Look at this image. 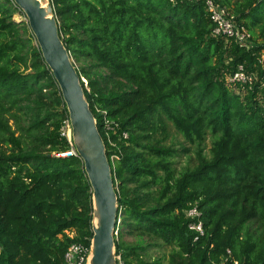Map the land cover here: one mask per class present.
Listing matches in <instances>:
<instances>
[{"label": "trees", "instance_id": "1", "mask_svg": "<svg viewBox=\"0 0 264 264\" xmlns=\"http://www.w3.org/2000/svg\"><path fill=\"white\" fill-rule=\"evenodd\" d=\"M49 2L88 81L111 163L116 257L264 264V0H216L250 31V50L214 35L204 1ZM16 12L13 0H0V264H65L71 244L93 238V193L78 153L64 155L72 151L62 135L67 107L28 22L12 20ZM239 66L256 76L252 86L229 83ZM167 122L196 145L195 168L177 174L180 151L157 142ZM194 205L203 235L189 228L198 223L186 214ZM122 228L172 251L146 260L147 248L126 243Z\"/></svg>", "mask_w": 264, "mask_h": 264}, {"label": "water", "instance_id": "2", "mask_svg": "<svg viewBox=\"0 0 264 264\" xmlns=\"http://www.w3.org/2000/svg\"><path fill=\"white\" fill-rule=\"evenodd\" d=\"M13 1L25 14L44 61L61 90L68 110L74 147L84 162L92 188L93 238L90 264H118L115 251L118 196L106 145L85 96L82 85L85 79L63 42L59 22L49 0Z\"/></svg>", "mask_w": 264, "mask_h": 264}, {"label": "built area", "instance_id": "3", "mask_svg": "<svg viewBox=\"0 0 264 264\" xmlns=\"http://www.w3.org/2000/svg\"><path fill=\"white\" fill-rule=\"evenodd\" d=\"M170 1L172 3L176 2V0H170ZM188 1H204L205 7L209 12L211 20L213 21L214 24L215 36H225L228 39H232L237 44H239L240 46H242L247 50L253 48L254 44H253L252 34L245 26L238 24L234 14L227 7H223L217 4L216 0H188ZM261 62L264 65V54L261 57ZM228 81L230 84L233 85L241 84V85L252 86L253 83L256 81V76L254 74L247 73L244 66H239L237 71L234 73V75L229 77ZM64 124L65 126L62 129V135L66 136L72 145V151L68 153H71L72 155H76L77 151L74 147V144H72V134L70 136L71 133L70 119L66 120ZM113 124L114 122L105 120V126L107 130H110L111 125ZM125 136L127 137V135ZM109 142L111 143L110 140ZM116 159L117 156L115 155L111 157V160L113 162ZM186 214L189 218L198 219V223H190L189 228L203 235L204 229H203L202 221H200L201 212L198 209V206L194 205L191 209L187 211ZM64 258H65V264H90L92 258V239L90 240V243L88 245L83 243L71 244ZM117 262L118 264H124L121 261L120 256L117 257Z\"/></svg>", "mask_w": 264, "mask_h": 264}, {"label": "rangeland", "instance_id": "4", "mask_svg": "<svg viewBox=\"0 0 264 264\" xmlns=\"http://www.w3.org/2000/svg\"><path fill=\"white\" fill-rule=\"evenodd\" d=\"M2 3L5 2V0H1ZM12 20L16 23H27V18L24 13L16 12L12 16ZM26 30L23 29V27L20 28V33L23 38L28 37V35L25 33ZM31 32V31H30ZM34 45H36V41L33 42ZM77 64V63H76ZM77 66H79L77 64ZM23 69V68H22ZM85 79V78H84ZM85 87L88 88V81L85 79ZM7 119L9 122V125L11 124L13 126V129L16 128L14 125V121L10 120V115H7ZM166 132H163L162 130L157 133L156 139L157 142L165 147H171L178 151H180L179 157H176L173 159L174 162V169L177 174H180L181 172H184L188 169H193L197 166V159H196V151L197 147L196 145H190L184 138L182 134H180L176 128L169 122L166 123ZM71 136V133H70ZM213 138L208 136L206 138V141L203 145L204 153L210 157L211 155V148H212V140ZM5 148H10V144H3ZM183 149H188V154H182ZM123 232V240L131 245H142L147 248V251L144 252L143 258L149 261H155L157 259H167L170 252L172 251L171 247L163 246L161 241H158L152 237H149L148 235L132 232L129 233L126 229H121ZM71 236L75 235V232L69 233ZM117 235V233H116Z\"/></svg>", "mask_w": 264, "mask_h": 264}]
</instances>
